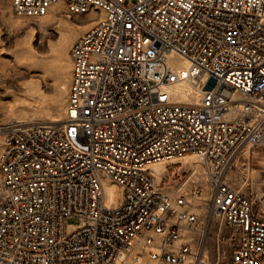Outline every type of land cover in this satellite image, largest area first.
Instances as JSON below:
<instances>
[{
  "label": "built area",
  "instance_id": "obj_1",
  "mask_svg": "<svg viewBox=\"0 0 264 264\" xmlns=\"http://www.w3.org/2000/svg\"><path fill=\"white\" fill-rule=\"evenodd\" d=\"M8 1L92 23L64 118L0 123V264H264V185L247 170L264 150V0ZM187 156L207 175L190 192L232 231L214 259L183 182L170 193L151 168Z\"/></svg>",
  "mask_w": 264,
  "mask_h": 264
},
{
  "label": "rangeland",
  "instance_id": "obj_2",
  "mask_svg": "<svg viewBox=\"0 0 264 264\" xmlns=\"http://www.w3.org/2000/svg\"><path fill=\"white\" fill-rule=\"evenodd\" d=\"M91 23L89 15L71 14L62 3L53 5L44 16L28 17L16 14L8 0H0V123L15 121L33 124L64 118L72 85L70 50L73 42ZM2 140L0 134V153ZM251 155L247 170L251 172L254 182L263 186L264 150L255 148ZM243 167L239 163L229 172L231 183L238 188L244 182ZM153 168L158 181L167 168L161 186L170 193L176 190L170 186L183 182L180 193H186L191 201L187 208L199 213L200 217L199 227L195 231L196 243L204 237L206 255L216 258L219 240L222 236H230L232 231L227 227L221 231L208 201L201 193L195 196L190 192L197 185L203 190L207 184V175H199L203 169L196 163L195 157L161 162ZM194 169L197 170L196 174L192 173ZM243 190L247 189L244 187ZM1 191L0 171V195ZM77 222L78 218L69 219L71 224ZM222 245L227 244L224 242ZM226 257L229 258L228 253Z\"/></svg>",
  "mask_w": 264,
  "mask_h": 264
},
{
  "label": "bare ground",
  "instance_id": "obj_3",
  "mask_svg": "<svg viewBox=\"0 0 264 264\" xmlns=\"http://www.w3.org/2000/svg\"><path fill=\"white\" fill-rule=\"evenodd\" d=\"M91 16H89L90 18ZM182 69V68H181ZM184 99H187L186 97H184ZM56 121H60L58 119H53L52 122H56ZM157 164H160V163H156V164H153L151 166L152 170L154 171V166H156ZM202 169V168H201ZM200 169V170H201ZM200 172V171H199ZM160 176V175H158ZM158 181V180H157ZM107 193H108V197H109V202H112L114 200H116L117 198V195H118V191H117V188L115 186V184H109V186H107Z\"/></svg>",
  "mask_w": 264,
  "mask_h": 264
}]
</instances>
